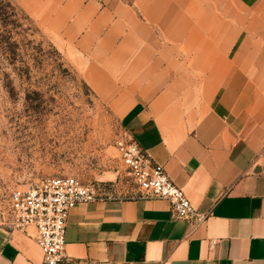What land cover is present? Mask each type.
<instances>
[{"label": "crops", "instance_id": "1", "mask_svg": "<svg viewBox=\"0 0 264 264\" xmlns=\"http://www.w3.org/2000/svg\"><path fill=\"white\" fill-rule=\"evenodd\" d=\"M42 1L66 59L205 215L101 195L69 214L66 264H264V0ZM0 264H43L33 229L0 226Z\"/></svg>", "mask_w": 264, "mask_h": 264}, {"label": "rangeland", "instance_id": "2", "mask_svg": "<svg viewBox=\"0 0 264 264\" xmlns=\"http://www.w3.org/2000/svg\"><path fill=\"white\" fill-rule=\"evenodd\" d=\"M42 2L0 0V226L14 190L50 177L76 176L107 196L135 188L116 148L123 108L66 59ZM259 159L264 166V133Z\"/></svg>", "mask_w": 264, "mask_h": 264}, {"label": "built area", "instance_id": "3", "mask_svg": "<svg viewBox=\"0 0 264 264\" xmlns=\"http://www.w3.org/2000/svg\"><path fill=\"white\" fill-rule=\"evenodd\" d=\"M122 165L139 199L167 200L176 218L203 221L205 215L193 208L185 192L167 176L152 155L127 134L116 140ZM101 198L99 190L76 176H54L14 190L8 200L5 225L12 230H34L43 264H66L65 233L71 211L78 204Z\"/></svg>", "mask_w": 264, "mask_h": 264}]
</instances>
